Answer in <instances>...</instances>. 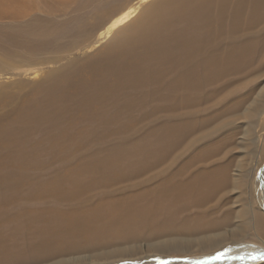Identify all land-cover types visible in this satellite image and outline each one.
Instances as JSON below:
<instances>
[{"label": "bare ground", "instance_id": "bare-ground-1", "mask_svg": "<svg viewBox=\"0 0 264 264\" xmlns=\"http://www.w3.org/2000/svg\"><path fill=\"white\" fill-rule=\"evenodd\" d=\"M158 1L82 76L50 75L42 102L0 125V163L26 168L2 171L16 179L0 185V264H264V182L252 214L260 233L246 241L242 207L235 226L233 211L216 215L232 180L227 165L207 163L217 149L190 153L238 108L208 115L206 103L264 58V0ZM38 147L61 165L31 178Z\"/></svg>", "mask_w": 264, "mask_h": 264}, {"label": "rangeland", "instance_id": "rangeland-1", "mask_svg": "<svg viewBox=\"0 0 264 264\" xmlns=\"http://www.w3.org/2000/svg\"><path fill=\"white\" fill-rule=\"evenodd\" d=\"M158 3V0H0V125L16 122L38 106L50 75L62 72L63 77L71 73L68 75L70 78L72 73L78 71L82 76L93 60L101 58L121 29L137 22L145 10L156 7ZM260 30H263V26ZM259 41L264 46V40ZM253 66L250 72L236 77L234 84L231 83L223 91L226 96L221 101L206 103L208 115L211 110L222 109L223 105L236 101L238 108L225 111L218 123H212L190 150L193 154L199 149H217L207 163L213 168L227 165V173L232 180L214 203L221 207L216 215L222 217L228 211H233L231 222L235 226L239 224L238 210L242 207L241 211L245 213L240 216V225L245 227L246 241L258 239L259 231L254 228L252 214L260 212L257 201L264 182V58L257 57ZM72 78L70 81H73ZM136 127V124L131 126L135 131ZM130 137L132 141L129 143H134L138 134ZM35 150L29 161H34V157L40 161L28 166L31 178L37 175L40 166L45 169L47 164L51 167L61 165L60 159L49 156L44 147ZM5 152L6 149L2 147L0 155ZM6 162L0 163V185L3 181L16 179L3 177L2 171L8 168L26 171L25 167L20 168L16 163L15 167H11L14 164L7 159ZM21 162L24 166L28 163L23 159ZM32 165L35 166L30 168ZM237 174H241L239 183L235 182ZM26 179L22 180V184ZM251 200L252 212L249 207ZM5 227L8 232L11 224L6 223ZM102 258L106 256L98 259ZM115 259L99 261L98 264H141L130 257ZM19 264L36 262L23 260Z\"/></svg>", "mask_w": 264, "mask_h": 264}]
</instances>
